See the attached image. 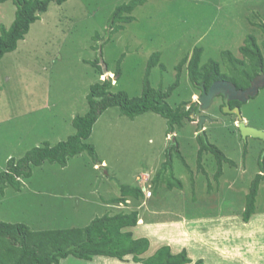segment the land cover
Here are the masks:
<instances>
[{
  "label": "rangeland",
  "instance_id": "374dc122",
  "mask_svg": "<svg viewBox=\"0 0 264 264\" xmlns=\"http://www.w3.org/2000/svg\"><path fill=\"white\" fill-rule=\"evenodd\" d=\"M129 1L51 2L16 49L0 59V172L8 159L18 160L43 143L53 146L73 135L72 119L86 113L92 84L110 78L113 92L139 96L154 52L160 53L158 64L164 69L156 64L150 81L163 90L175 81L178 63L189 59L196 47L202 48L200 65L216 61L224 73L222 52L242 60L238 48L253 35L264 59V35L254 27L264 23V0H147L132 12L133 23L110 33L112 11ZM14 11L11 1L0 3V26H10ZM199 95L185 65L167 102L174 108L195 102ZM217 106L214 100L197 113L212 119L204 122L203 132L234 163L223 165L218 183L212 178L216 165L210 154L202 156L206 174L196 169L195 116L167 135L166 120L159 115L147 112L131 119L109 108L86 140L94 147L97 165L82 152L68 158L64 167L44 162L31 168V176L20 180L19 191L7 187L0 195V222L23 223L32 230L83 227L103 214L137 211L139 225L126 230L135 239L149 241L141 258L167 245L173 254L184 249L192 262L264 264V179L255 213L246 223L241 218L250 182L261 158L264 162V143L250 137L244 141L237 117L221 113ZM240 113L245 126L264 131V88L241 105ZM174 144L188 166L186 170L172 151L173 174L183 189L168 190L159 183L153 190L151 180ZM121 185L139 186L143 198L109 204L119 197ZM147 190L149 198L144 197ZM125 261L69 256L59 264H137L131 257Z\"/></svg>",
  "mask_w": 264,
  "mask_h": 264
},
{
  "label": "trees",
  "instance_id": "16d2710c",
  "mask_svg": "<svg viewBox=\"0 0 264 264\" xmlns=\"http://www.w3.org/2000/svg\"><path fill=\"white\" fill-rule=\"evenodd\" d=\"M11 1L15 6L14 19L8 28L0 26V59L7 53L13 52L17 43L23 40L28 33L31 24L39 20L40 15L47 11L49 3L63 4L67 0H0V3ZM147 0H130L118 5L109 17V27L112 34L124 30V26L135 21L132 12L142 6ZM254 27L264 35V23H255ZM264 48V46H263ZM242 56L239 60L228 51L222 52L221 59L225 61L226 72L222 73L220 64L216 61H207L200 65L202 48L193 49L191 56L182 59L175 67V81L165 90L162 86L157 88L151 85V70L159 62L160 53H152L146 63L144 75L141 81V92L137 97H129L124 91L113 92L110 78L92 84L87 94V111L82 116L72 119L71 125L74 134L64 141L53 146L43 143L28 151L22 158L6 161V168L0 172V195H4L7 187L14 191L21 188V179L31 176V168L38 167L44 162L66 166L68 158L86 152L97 165V155L94 147L87 143L93 125L99 116L109 108H117L119 113L128 118H135L147 112H152L164 118L167 123L166 134L174 131V127H180L183 120H190V113L195 112V107L187 109V104L181 102L176 107H171L167 102L174 90L179 86L182 68L186 65L190 83L195 89L203 85L205 89L215 81H230L236 87L245 88L249 82L263 71L264 59L256 37L247 35L242 46L238 48ZM97 66V62H93ZM163 70L164 66L158 64ZM114 75L118 81L121 70L115 68ZM238 105V103H235ZM198 145L196 153V169L206 174L202 167L203 154H210L216 165L213 180L218 183L222 176L223 165L233 166L232 160L214 144L208 142L206 135L196 136ZM172 151L183 167L188 170L184 159L180 156L176 144L167 150L166 159L160 165L158 171L151 180L153 190L160 184L168 190H182V182L173 174ZM258 173L250 182L247 194L244 198V209L241 214L243 222H247L255 213V202L258 186L264 179L263 158L258 164ZM160 183V184H159ZM139 200L143 198L139 186L121 185L119 197L109 200V204H126L128 199ZM139 216L137 211L118 212L115 214H103L93 218L83 227H52L53 229L32 230L23 223L0 222V264H59L60 260L71 256L76 259L90 261L94 257H106L125 262L126 257L137 264H205L202 260L192 262L182 249L173 254L167 245L160 246L151 256L141 258L149 249V241L146 238H134L132 232L126 230L137 225Z\"/></svg>",
  "mask_w": 264,
  "mask_h": 264
},
{
  "label": "water",
  "instance_id": "95a60500",
  "mask_svg": "<svg viewBox=\"0 0 264 264\" xmlns=\"http://www.w3.org/2000/svg\"><path fill=\"white\" fill-rule=\"evenodd\" d=\"M264 86V79L261 80L260 87ZM202 89V94L199 98H197V103L200 105V109L205 110L211 103L212 98L215 95H222L224 98V113H234L236 114L240 123L237 125L238 131L242 137L245 139L246 137L256 138L261 140L264 143V131L256 130L249 126H245L243 124L241 114L238 108L233 109L232 111L229 109L228 101L237 100L241 103L247 102L250 98H253L257 92L258 87L250 86L248 89L244 91L236 90L229 82H215L211 85L207 92L203 90V86H199ZM203 122V118L200 117V122L198 124V133L202 132L201 125ZM172 141H174L172 137Z\"/></svg>",
  "mask_w": 264,
  "mask_h": 264
},
{
  "label": "flooded vegetation",
  "instance_id": "af4514ba",
  "mask_svg": "<svg viewBox=\"0 0 264 264\" xmlns=\"http://www.w3.org/2000/svg\"><path fill=\"white\" fill-rule=\"evenodd\" d=\"M262 79H264V70L263 71H261L257 76H254V78L249 82V85L247 86V87H245V88H240V87H236L233 83H231L230 81H227V80H225V82H229L236 90H239V91H244V90H246V89H248L251 85L252 86H257L258 87V90H260V89H262V88H264V86H262V87H260V83H261V80ZM224 81V80H223ZM223 81H215V82H223ZM215 82H213V83H215ZM212 83V84H213ZM211 84V85H212ZM202 85V84H201ZM211 85L208 87V89L211 87ZM200 86V85H199ZM203 86V85H202ZM208 89H205V87H203V90L205 91V92H207L208 91ZM199 92H200V95H199V97L201 96V94H202V89L199 87ZM198 97V98H199ZM251 99V98H250ZM214 100H218V106H217V108L220 110V112L221 113H223V114H225L224 112H223V110H224V98H223V96L222 95H220V94H218V95H215L213 98H212V101H211V103H210V105L214 102ZM235 103H238V105L237 104H235ZM246 103V102H245ZM228 106H229V109L232 111L233 109H235V108H238L239 109V112H240V108H241V105L242 104H244V102L243 103H241V102H239V101H237V100H230V101H228ZM209 105V106H210ZM191 106H193V107H195L196 109H195V112L194 111H192L191 113H190V119L192 118V116H195V119H194V121H196V124H197V132H198V124H199V122H200V117H202L203 118V122H202V125H201V129H202V132H200L199 134H202V135H204V129H203V124H205L204 122H206V123H211V121H212V119L209 117V116H205V115H198V113H197V110L198 109H200V105L197 103V100L195 101V102H191V103H189V104H187V109H191ZM198 106V107H197ZM208 106V107H209ZM207 107V108H208ZM200 110H202V109H200ZM226 114H230V115H235L236 116V114H234V113H226ZM241 114V113H240ZM237 117V116H236ZM238 119V118H237ZM239 121V120H238ZM241 122H242V120H241ZM239 123H240V121H239ZM238 123V124H239ZM244 124V123H243ZM247 126V125H246ZM238 129V128H237ZM241 136V135H240ZM251 138V137H250ZM244 141L246 140V138L245 139H243Z\"/></svg>",
  "mask_w": 264,
  "mask_h": 264
},
{
  "label": "built area",
  "instance_id": "2783aa9c",
  "mask_svg": "<svg viewBox=\"0 0 264 264\" xmlns=\"http://www.w3.org/2000/svg\"><path fill=\"white\" fill-rule=\"evenodd\" d=\"M144 197H145V198H149V197H151V191H149V190L145 191V192H144Z\"/></svg>",
  "mask_w": 264,
  "mask_h": 264
},
{
  "label": "crops",
  "instance_id": "0c3cea01",
  "mask_svg": "<svg viewBox=\"0 0 264 264\" xmlns=\"http://www.w3.org/2000/svg\"><path fill=\"white\" fill-rule=\"evenodd\" d=\"M139 219H140V217L138 218V220H139ZM137 225H139V224H138V221H137ZM126 258H127V257H126ZM125 262H126V261H125Z\"/></svg>",
  "mask_w": 264,
  "mask_h": 264
}]
</instances>
